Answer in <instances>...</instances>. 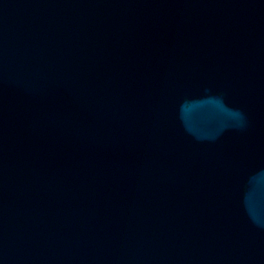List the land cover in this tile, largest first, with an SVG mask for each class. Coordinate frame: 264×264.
I'll return each instance as SVG.
<instances>
[{
    "label": "water",
    "instance_id": "95a60500",
    "mask_svg": "<svg viewBox=\"0 0 264 264\" xmlns=\"http://www.w3.org/2000/svg\"><path fill=\"white\" fill-rule=\"evenodd\" d=\"M0 264H264V0H0Z\"/></svg>",
    "mask_w": 264,
    "mask_h": 264
}]
</instances>
